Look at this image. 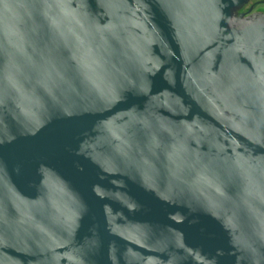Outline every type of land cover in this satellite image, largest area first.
Listing matches in <instances>:
<instances>
[{
  "label": "water",
  "instance_id": "1",
  "mask_svg": "<svg viewBox=\"0 0 264 264\" xmlns=\"http://www.w3.org/2000/svg\"><path fill=\"white\" fill-rule=\"evenodd\" d=\"M248 3L0 0V264H264Z\"/></svg>",
  "mask_w": 264,
  "mask_h": 264
},
{
  "label": "flooded vegetation",
  "instance_id": "2",
  "mask_svg": "<svg viewBox=\"0 0 264 264\" xmlns=\"http://www.w3.org/2000/svg\"><path fill=\"white\" fill-rule=\"evenodd\" d=\"M247 10H251V13L264 15V0H249V3L240 12H246Z\"/></svg>",
  "mask_w": 264,
  "mask_h": 264
}]
</instances>
